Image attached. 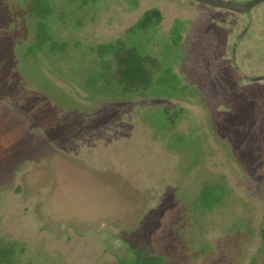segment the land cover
<instances>
[{
  "label": "rangeland",
  "instance_id": "1",
  "mask_svg": "<svg viewBox=\"0 0 264 264\" xmlns=\"http://www.w3.org/2000/svg\"><path fill=\"white\" fill-rule=\"evenodd\" d=\"M30 3L0 0V241L19 263L264 264V2L51 0L65 49L27 53ZM153 9L141 48L177 88L95 92V47Z\"/></svg>",
  "mask_w": 264,
  "mask_h": 264
},
{
  "label": "trees",
  "instance_id": "2",
  "mask_svg": "<svg viewBox=\"0 0 264 264\" xmlns=\"http://www.w3.org/2000/svg\"><path fill=\"white\" fill-rule=\"evenodd\" d=\"M76 1V0H71ZM81 4H88L96 0H77ZM51 0H31L28 8L30 17H34L33 42L27 53L42 50L61 51L65 44L60 43L51 34ZM160 13L153 9L147 11L142 18L130 29L131 36L126 42L116 41L100 44L95 47L96 65L91 75L87 77V84L95 92L123 99L137 94L165 96L177 88V78L169 68L165 70L153 69V62L142 51L143 34L155 28L160 23ZM176 33V32H175ZM110 85H112L110 87ZM18 252L0 241V264H20ZM134 264H164L159 257L145 256L140 252L134 255Z\"/></svg>",
  "mask_w": 264,
  "mask_h": 264
},
{
  "label": "water",
  "instance_id": "3",
  "mask_svg": "<svg viewBox=\"0 0 264 264\" xmlns=\"http://www.w3.org/2000/svg\"><path fill=\"white\" fill-rule=\"evenodd\" d=\"M198 3L210 6L214 9L219 10H227L234 13H243L250 10L255 5L264 2V0H249L246 2H233V1H225V0H194ZM256 80L262 79V76L256 77Z\"/></svg>",
  "mask_w": 264,
  "mask_h": 264
},
{
  "label": "flooded vegetation",
  "instance_id": "4",
  "mask_svg": "<svg viewBox=\"0 0 264 264\" xmlns=\"http://www.w3.org/2000/svg\"><path fill=\"white\" fill-rule=\"evenodd\" d=\"M239 1V0H238ZM236 2V3H239V2H246V1H249V0H241V1H239V2ZM260 4V3H259ZM258 5V4H257ZM257 5H255V6H257ZM254 6V7H255ZM254 7H252L250 10H248V11H246V12H243V13H239V14H246L247 13V15L249 14V12H251V10L254 8ZM225 11H227V10H225ZM229 12H231V11H229ZM234 13V12H233ZM236 14H238V13H236ZM199 201H201V203L203 204V205H206V206H208V204H209V202L208 201H206V200H204V196L203 195H201V197L199 198ZM263 232V231H262ZM262 232H261V235L263 236V234H262ZM263 240H264V237H263ZM262 249H258V251H261Z\"/></svg>",
  "mask_w": 264,
  "mask_h": 264
}]
</instances>
